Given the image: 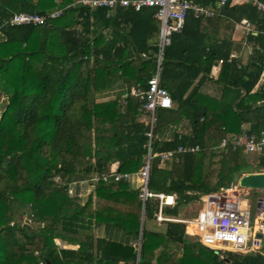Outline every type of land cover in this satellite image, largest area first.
Returning a JSON list of instances; mask_svg holds the SVG:
<instances>
[{"label":"trees","instance_id":"16d2710c","mask_svg":"<svg viewBox=\"0 0 264 264\" xmlns=\"http://www.w3.org/2000/svg\"><path fill=\"white\" fill-rule=\"evenodd\" d=\"M76 1L0 0V264H83L80 222L86 218L139 232L138 192L130 191L127 182L94 179L110 174L114 162H119L118 172L136 174L147 155L151 126L140 122L142 104L129 97L122 106L120 98L126 90L146 85L155 72L160 33L156 8H118L107 17L108 9L78 5L43 25H2L18 13L47 16ZM195 1L215 6L210 0ZM243 20L254 27L245 37L251 55L246 62L229 63L235 29ZM221 60L214 81L211 74ZM263 74L264 13L251 3L226 6L205 20L189 15L183 30L171 36L161 85L176 105L173 112L190 121L193 134L160 141L158 134L178 124L173 112L164 119L163 113L172 109L161 110L152 149L159 154L182 145L199 146L200 151L179 155L177 163L152 162L150 188L177 196L166 214L176 217L181 208L231 188L242 175L264 170V156L233 147L245 124L251 125L250 133L264 130ZM208 82L222 89L220 100L199 95ZM123 87L119 97L104 99ZM224 138L227 148L220 149ZM95 174L94 194L83 207L70 197L69 185ZM120 199L132 203L133 222L131 207L124 221H103L104 209L116 211ZM149 207L147 216L152 214ZM26 214L33 216L32 226H23ZM187 232L184 224L174 222H169L167 236L143 232L142 258L171 241L182 243L184 258L195 257L198 248V264H264L261 254L227 252L221 257L199 241H188ZM57 239L77 250L59 251Z\"/></svg>","mask_w":264,"mask_h":264},{"label":"built area","instance_id":"2783aa9c","mask_svg":"<svg viewBox=\"0 0 264 264\" xmlns=\"http://www.w3.org/2000/svg\"><path fill=\"white\" fill-rule=\"evenodd\" d=\"M215 6H207L195 0H78L65 8H59L48 14L41 16L39 14L18 13L9 20L3 22L4 25L12 26H38L43 25L47 19H57L63 15L67 8H75L81 5L90 10L108 9L107 17H112L118 8L133 9L139 12L145 8H156V18L160 22V33L157 43L156 69L151 78L144 86L132 87L126 90L120 98L122 106H126L129 97L139 100L142 104L141 111L149 114L150 131L146 134L150 140L148 152L143 161L142 167L136 174L120 173L117 171L110 174H103L94 179L95 182L108 183L110 180L114 182H130L133 177L138 179V196L142 203V222L147 217V209L151 202H154L155 221L158 224L179 222L184 224L188 230L194 233L199 242L210 248L223 257L224 253L231 252L240 255L263 254L264 238L258 237L259 234L264 235V197L258 198L257 212L253 221H251V213L249 210V201L247 194L239 185H233L229 189H222L215 193L206 195L201 201V207L194 219L174 218L165 213L167 207H174L177 204V196L175 194H166L163 192H155L150 188L151 167L154 159H159L161 164L170 162H178L179 155L189 152L200 151L199 146H178L176 149L164 151L154 154L152 149V140H154L153 129L157 121V112L159 110H171L173 108L172 98L169 92L161 85L162 62L164 50L171 44V36L180 33L185 21L189 15H193L196 19H210L219 15L226 6L251 3L253 6L264 13V2L262 0H210ZM236 28L241 32L244 45L248 48L245 37L254 33V27L251 23L243 20ZM77 31H80L78 26ZM147 58L145 54L140 55ZM239 58L237 52H231L228 62H232ZM223 62V61H221ZM262 75L259 80L261 85ZM228 141L224 138L220 145V149L227 148ZM233 147H242L246 154H255L261 156L264 153V130L259 134L250 133L249 130H243L242 134L234 141ZM59 182V179H57ZM33 216L24 215L23 226H32ZM13 226L14 224L11 223ZM143 230L133 244L136 253V262L140 264L142 259L143 246ZM60 246V245H58ZM39 256V253H35ZM40 264H44L41 261Z\"/></svg>","mask_w":264,"mask_h":264},{"label":"crops","instance_id":"0c3cea01","mask_svg":"<svg viewBox=\"0 0 264 264\" xmlns=\"http://www.w3.org/2000/svg\"><path fill=\"white\" fill-rule=\"evenodd\" d=\"M241 38H243V35L236 28L234 33V39L236 42L233 44L234 46L232 52L238 53L239 56V58H237L238 60H242L243 62H246L248 57L251 55V47L248 45L247 48L244 45V41H240ZM221 61L218 62V64L215 66L213 70V73L211 74L212 79L214 81L218 79L219 74L221 72V65L223 64V62ZM125 89H126L125 87L114 89L109 93H107L105 96L106 98L104 99L119 97ZM199 95H204L209 97L210 99H214V101H218L222 97V89L219 88L216 84L208 82L204 86H202ZM3 99L4 96L2 93H0V106L3 102ZM175 109H176V105H174L173 103L172 110L167 112L165 111L163 113L164 119L166 117L168 118L169 112H173V110ZM176 111H174L173 114L175 113V120L176 122L178 121V124L170 126L166 130H164L162 134H158L157 138H159L160 141L168 142L173 139L175 134L181 136H189V137L192 136L193 128L190 121L187 118L186 119L180 118L179 120V113ZM140 122L145 123L146 125L149 124L150 126L151 121L149 114L143 113ZM164 122H167V120H164ZM242 127H243L242 131L251 129L250 124H245ZM262 156H264V153L262 154ZM118 167H119V162H114L111 166V172L114 171L118 172ZM256 173H264V170H260V172H256ZM95 176L96 174L93 175L92 177L89 176L90 178L88 177L81 181H74L69 185L70 197L78 199L79 202L83 205V207L88 203V200L94 194L95 184L94 182H92V179ZM127 186L130 189V191L137 192L138 189L137 177H133L130 180V182H127ZM117 202L119 209H116V211H113L111 209L110 214L105 213V209H104L103 214H101L102 220L104 221V219L106 218L112 219L114 217H117L122 221H124L126 209L131 207L132 208L131 222H133L135 216L133 215L132 203H128L127 200L125 199L123 200L120 199ZM154 204H155L154 202L150 203L149 208L152 210V214L148 215L152 220L150 221L152 222V224L150 223L147 226L145 222H142L143 217H142V203H141V212H140L141 215H140V225H139L138 234L137 232H133L134 231L133 229H127L125 227L112 224L110 222H105V221L101 223L97 222L95 218L94 219L86 218L85 220H83V222H80L81 224H83V226H80L81 234H83V264H134L136 262V253L133 244L137 240L141 230H143V232L157 233L161 236H167L166 234L169 223H162V224L156 223L154 217L155 214ZM95 208L96 205L94 204V209ZM135 208L136 207H134V210ZM109 209L110 208H108V210ZM171 217L180 218V219L185 218V217H181L180 214H178V216L176 217L175 216H171ZM174 223H179V222H174ZM186 237L187 240L192 243L199 241L198 237L189 230L187 232ZM165 243L166 244H163L159 248H156V250H154L153 252L149 251L148 254L141 259L140 264H194V263L198 264V251H199L198 248L196 252L193 251V253H195V257H193L192 255L191 257L184 258V246L182 245V243L178 244L171 241H165ZM55 244L59 248V251L77 250V247L71 246L67 242H64L60 239L55 240ZM126 249L132 250V253L131 251L129 252ZM262 255L264 256V253Z\"/></svg>","mask_w":264,"mask_h":264},{"label":"rangeland","instance_id":"374dc122","mask_svg":"<svg viewBox=\"0 0 264 264\" xmlns=\"http://www.w3.org/2000/svg\"><path fill=\"white\" fill-rule=\"evenodd\" d=\"M263 172V171H262ZM247 175V174H244ZM245 193L247 194L246 198L249 201V210L251 213V221H253L254 217H255V213L257 212V205H258V198H262L264 197V189H255V188H243L241 187ZM201 207V203L196 202L193 204H190L189 206H187L186 208H181L179 210V214L181 217H185L188 219H194L196 217V214L198 212V210ZM151 218L149 216L146 217L145 223L147 224V226L152 222ZM224 256H226V253L224 254ZM222 257V256H221Z\"/></svg>","mask_w":264,"mask_h":264},{"label":"water","instance_id":"95a60500","mask_svg":"<svg viewBox=\"0 0 264 264\" xmlns=\"http://www.w3.org/2000/svg\"><path fill=\"white\" fill-rule=\"evenodd\" d=\"M239 185L243 188L264 189V173H255L242 176ZM259 238L263 239L264 235L259 234Z\"/></svg>","mask_w":264,"mask_h":264},{"label":"clouds","instance_id":"9594fccd","mask_svg":"<svg viewBox=\"0 0 264 264\" xmlns=\"http://www.w3.org/2000/svg\"><path fill=\"white\" fill-rule=\"evenodd\" d=\"M12 26V25H11ZM264 253V252H263ZM262 255V254H261Z\"/></svg>","mask_w":264,"mask_h":264}]
</instances>
